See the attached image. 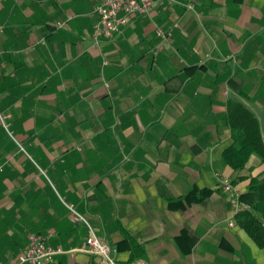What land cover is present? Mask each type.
<instances>
[{"label": "crops", "instance_id": "1", "mask_svg": "<svg viewBox=\"0 0 264 264\" xmlns=\"http://www.w3.org/2000/svg\"><path fill=\"white\" fill-rule=\"evenodd\" d=\"M99 1L0 0V111L25 150L0 124V264L30 233L62 249L49 264H102L66 204L120 263L264 264L215 178L264 175L222 157L231 101L264 140V0H155L95 42Z\"/></svg>", "mask_w": 264, "mask_h": 264}, {"label": "built area", "instance_id": "2", "mask_svg": "<svg viewBox=\"0 0 264 264\" xmlns=\"http://www.w3.org/2000/svg\"><path fill=\"white\" fill-rule=\"evenodd\" d=\"M175 0H168L171 5ZM155 0H100L93 8V12L97 16V21L93 26L92 38L95 42L103 40H113L117 33L139 15L149 14ZM188 9L193 8V4L188 2L185 4ZM59 26L61 23L58 24ZM155 33L162 40H166L171 36V33L157 27ZM106 63V61L104 62ZM8 115L0 111V123L7 129L6 122ZM2 165H0V170ZM216 187L225 193L228 201L231 203L235 214L239 213L247 207V204L241 200V192L234 186L232 181L220 175L215 174ZM69 210L70 220L74 223L82 222L87 227V236L85 238L84 251L99 255L102 259V264H146L142 261H131L128 263L117 262L111 255L110 246L96 233L95 228L88 223L85 217L80 214L71 204H66ZM233 226L235 220L229 222ZM50 233L44 235L30 233L28 236L27 246L20 251L17 256L2 264H49L53 257L62 252L60 247H54L48 243Z\"/></svg>", "mask_w": 264, "mask_h": 264}, {"label": "trees", "instance_id": "3", "mask_svg": "<svg viewBox=\"0 0 264 264\" xmlns=\"http://www.w3.org/2000/svg\"><path fill=\"white\" fill-rule=\"evenodd\" d=\"M227 122L231 142L222 152L224 161L238 170L251 154H256L264 164V140L257 117L242 103L231 101L227 107ZM240 198L247 207L237 213L236 221L258 247L264 248V175L251 178L248 191Z\"/></svg>", "mask_w": 264, "mask_h": 264}, {"label": "rangeland", "instance_id": "4", "mask_svg": "<svg viewBox=\"0 0 264 264\" xmlns=\"http://www.w3.org/2000/svg\"><path fill=\"white\" fill-rule=\"evenodd\" d=\"M6 122H7V120H6ZM7 123H8V122H7ZM0 124H1V123H0ZM2 127H3V126H2ZM3 128H4V127H3ZM4 131H5L6 135H8V137H9L10 139H12L13 141H14V140L16 141L15 134L13 133V131H11V127H9V124H8L7 129L4 128ZM15 141H14V142H15ZM16 142H17V141H16ZM16 142H15V143H16ZM16 145H17V148H18L20 151L25 152L24 149H21V147H20V145H19L18 142L16 143Z\"/></svg>", "mask_w": 264, "mask_h": 264}]
</instances>
